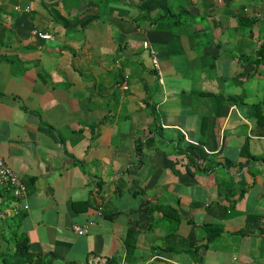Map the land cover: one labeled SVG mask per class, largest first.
I'll list each match as a JSON object with an SVG mask.
<instances>
[{
    "label": "crops",
    "instance_id": "obj_1",
    "mask_svg": "<svg viewBox=\"0 0 264 264\" xmlns=\"http://www.w3.org/2000/svg\"><path fill=\"white\" fill-rule=\"evenodd\" d=\"M0 158L37 264H264V0H0Z\"/></svg>",
    "mask_w": 264,
    "mask_h": 264
},
{
    "label": "trees",
    "instance_id": "obj_2",
    "mask_svg": "<svg viewBox=\"0 0 264 264\" xmlns=\"http://www.w3.org/2000/svg\"><path fill=\"white\" fill-rule=\"evenodd\" d=\"M91 20V19H90ZM89 20V21H90ZM87 22H83L81 25L83 26L84 24H87ZM148 108L150 109V112H152V106L148 105ZM152 137L148 138L145 140V142H137L135 143V147L140 148L144 145L148 144H154L156 141H158L159 138H164L165 137V131L161 128V126L158 124V122L155 120L153 124V130L152 132H149ZM180 141L177 142V146L180 147L183 143L182 137L179 138ZM184 153H188L187 156L194 160H199L203 159L206 155L202 149L199 147H196L194 145H187V148L184 150H181ZM6 191L10 192V190L7 189H1L0 191ZM11 194V192H10ZM11 201H7L6 207H3L1 209V214L6 211L9 207V203ZM12 212V213H11ZM10 213V215H9ZM9 213H5L7 217H10V221L13 222L15 221V227L8 225L7 220L4 221V219H0L1 226H0V242L4 243V252H0V263L1 264H37L36 256L31 253L28 250V238L26 234L20 232V227H21V220L23 219V214L22 213H15L14 208H11V211ZM3 218V217H2ZM252 218H250L248 221H250ZM4 226V227H3ZM12 227V228H10ZM5 230H8L10 232V241L6 243L4 239H7L5 237L4 233ZM264 233V231H262Z\"/></svg>",
    "mask_w": 264,
    "mask_h": 264
},
{
    "label": "built area",
    "instance_id": "obj_3",
    "mask_svg": "<svg viewBox=\"0 0 264 264\" xmlns=\"http://www.w3.org/2000/svg\"><path fill=\"white\" fill-rule=\"evenodd\" d=\"M32 34L39 39L50 38L46 33H41L38 31H32ZM153 67L155 70H159L158 59L156 53L152 52ZM159 82L162 83L161 73L159 72ZM117 88L121 86L122 89H127V84H117ZM0 184L7 185L13 191V195L16 198H20L23 193H25V186L19 180V177L5 164V162L0 158ZM77 234L82 235L83 231L80 228H75Z\"/></svg>",
    "mask_w": 264,
    "mask_h": 264
},
{
    "label": "rangeland",
    "instance_id": "obj_4",
    "mask_svg": "<svg viewBox=\"0 0 264 264\" xmlns=\"http://www.w3.org/2000/svg\"><path fill=\"white\" fill-rule=\"evenodd\" d=\"M7 203V200H4V204H6ZM8 211L10 212L11 211V209L10 208H8ZM8 212V213H9ZM3 214V213H2ZM9 215H10V213H9ZM8 216V215H7ZM5 214H3V219H4V221H8V225H10V223H12L11 221H10V217H7ZM1 223V222H0ZM12 227H15V225H11ZM4 227V226H3ZM12 227H10V228H12ZM4 235H5V237H7V239H4V241H6V243L7 242H9L10 241V232L8 231V230H5V233H4ZM4 243H2V242H0V252H4L5 251V249H4ZM1 264V263H0Z\"/></svg>",
    "mask_w": 264,
    "mask_h": 264
},
{
    "label": "clouds",
    "instance_id": "obj_5",
    "mask_svg": "<svg viewBox=\"0 0 264 264\" xmlns=\"http://www.w3.org/2000/svg\"><path fill=\"white\" fill-rule=\"evenodd\" d=\"M47 35H49V34H47ZM47 39H51V37L50 38H47ZM42 40H45V39H42ZM4 161V160H3ZM11 169V168H10ZM17 175V174H16ZM18 176V175H17ZM20 180V179H19ZM1 189H7V190H10V192H11V196L12 197H14V195H13V191L11 190V188L10 187H8L7 185H4V184H0V190Z\"/></svg>",
    "mask_w": 264,
    "mask_h": 264
}]
</instances>
